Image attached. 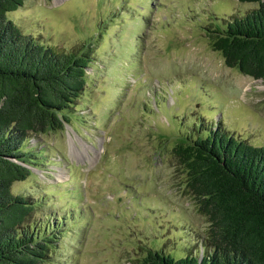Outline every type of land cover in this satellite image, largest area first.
Instances as JSON below:
<instances>
[{
  "label": "rangeland",
  "instance_id": "1",
  "mask_svg": "<svg viewBox=\"0 0 264 264\" xmlns=\"http://www.w3.org/2000/svg\"><path fill=\"white\" fill-rule=\"evenodd\" d=\"M256 6L25 0L5 14L58 51L94 45L72 122L29 137L26 147H46L42 164L10 187L39 198L31 216L42 225L72 216L45 264H130L147 249L175 258L195 252L207 221L184 194L172 147L218 125L264 144V78L227 66L206 35Z\"/></svg>",
  "mask_w": 264,
  "mask_h": 264
},
{
  "label": "trees",
  "instance_id": "2",
  "mask_svg": "<svg viewBox=\"0 0 264 264\" xmlns=\"http://www.w3.org/2000/svg\"><path fill=\"white\" fill-rule=\"evenodd\" d=\"M24 1L0 0V264H45L72 218L62 214L42 225L31 216L39 198L10 187L42 164L38 157L46 147H26L29 137L72 122L95 58L89 41L79 50L58 51L23 33L5 14ZM239 1L257 6L222 18L206 35L227 66L264 78V0ZM172 153L184 174V194L205 217L206 230L195 252L175 258L147 249L130 264H264V144L218 125L206 136L177 141Z\"/></svg>",
  "mask_w": 264,
  "mask_h": 264
}]
</instances>
